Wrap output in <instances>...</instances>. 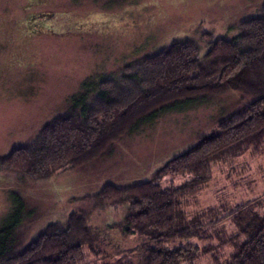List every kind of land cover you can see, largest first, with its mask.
<instances>
[{
    "label": "rangeland",
    "instance_id": "rangeland-1",
    "mask_svg": "<svg viewBox=\"0 0 264 264\" xmlns=\"http://www.w3.org/2000/svg\"><path fill=\"white\" fill-rule=\"evenodd\" d=\"M263 4L264 0H0V157L30 143L49 119L65 112L69 97L82 84L97 86L102 79H117L126 65L173 40H193L201 57L209 48L206 38L237 36L238 23L256 16ZM29 19L43 26L28 31ZM251 99L227 90L169 106L99 157L82 166L61 167L48 177L29 179L0 171V225L19 197L24 203L17 232L20 248L47 224L89 209V224L102 239L97 245L100 254L89 261L109 264L116 252L134 248L143 239H124L106 230L123 218L126 205L91 209L84 197L106 184L124 187L148 181L165 162ZM188 179L187 174L168 175L160 184L178 186ZM255 198L264 210V144L260 151L249 148L213 164L212 177L202 190L183 198L187 217L202 222L208 231L207 239L191 241L218 245L227 254L233 226L218 220ZM209 261L205 255L194 264Z\"/></svg>",
    "mask_w": 264,
    "mask_h": 264
},
{
    "label": "trees",
    "instance_id": "trees-1",
    "mask_svg": "<svg viewBox=\"0 0 264 264\" xmlns=\"http://www.w3.org/2000/svg\"><path fill=\"white\" fill-rule=\"evenodd\" d=\"M237 28L233 38H206L209 48L201 57L193 40H173L126 65L117 79L82 84L69 97L65 112L49 119L30 143L0 157V171L40 179L64 166H82L169 106L237 90L252 99L242 101L211 133L198 136L148 181L124 187L106 184L84 198L91 209L126 205L123 218L106 230L124 239H143L134 248L116 252L109 264H194L205 255L209 264H264V210L259 200L239 204L218 220L233 226L227 254L218 245L191 241L207 239L208 231L197 218L194 222L187 217L183 202L209 182L213 164L249 148L260 151L264 144V4ZM177 174L189 179L162 187L164 177ZM15 205L0 225V264H92L89 257L100 254L101 233L89 224V209L47 224L38 237L18 248L24 203L16 196Z\"/></svg>",
    "mask_w": 264,
    "mask_h": 264
},
{
    "label": "flooded vegetation",
    "instance_id": "flooded-vegetation-1",
    "mask_svg": "<svg viewBox=\"0 0 264 264\" xmlns=\"http://www.w3.org/2000/svg\"><path fill=\"white\" fill-rule=\"evenodd\" d=\"M29 23L31 24L29 27L30 29L28 31H31V32H37L40 30V28L43 26V23L42 21L38 20V19H35V20H32V19H29L28 20ZM147 42V41H146ZM145 42V43H146Z\"/></svg>",
    "mask_w": 264,
    "mask_h": 264
}]
</instances>
